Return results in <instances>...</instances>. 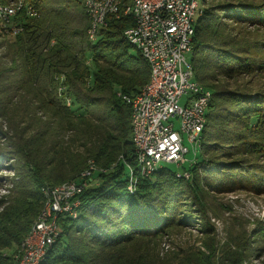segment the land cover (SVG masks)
<instances>
[{"label":"trees","instance_id":"trees-1","mask_svg":"<svg viewBox=\"0 0 264 264\" xmlns=\"http://www.w3.org/2000/svg\"><path fill=\"white\" fill-rule=\"evenodd\" d=\"M25 1L39 16L14 17L21 27L14 38L0 20V34L7 35L0 43L6 48L0 54V170L10 167L16 178L0 198V264H17L45 204L42 188L88 171L77 217L60 216L61 234L40 264H245L242 249L216 259L207 245L208 252L161 246L170 230L192 224L188 211L207 213L212 192L237 181L264 188V162L246 159L264 154V93L221 84L264 69L251 55L254 44L237 41L230 26H264V1L201 0L189 61L212 99L188 179L167 166L149 176L138 172L127 98L142 91L151 70L125 38L131 15H108L91 41L80 0Z\"/></svg>","mask_w":264,"mask_h":264},{"label":"built area","instance_id":"built-area-1","mask_svg":"<svg viewBox=\"0 0 264 264\" xmlns=\"http://www.w3.org/2000/svg\"><path fill=\"white\" fill-rule=\"evenodd\" d=\"M88 15V36L95 41L106 18L131 15L134 25L125 30L128 43L150 66V79L140 93L127 98L132 106V140L138 172L149 176L165 164L183 168L186 155L200 146L207 123L211 91L195 80L189 61L192 40L202 13L198 0H80ZM37 17V9L25 0L0 2V20L6 32L16 35L21 27L12 20L19 13ZM67 104L70 105L69 100ZM129 189L134 192L137 178L131 170ZM90 171L80 180L42 188L44 207L16 255L17 264H40L56 242L62 228L60 216L77 217V197L89 185Z\"/></svg>","mask_w":264,"mask_h":264},{"label":"rangeland","instance_id":"rangeland-1","mask_svg":"<svg viewBox=\"0 0 264 264\" xmlns=\"http://www.w3.org/2000/svg\"><path fill=\"white\" fill-rule=\"evenodd\" d=\"M198 1L201 7L205 6L201 0ZM218 1L221 0H209V4ZM226 1L237 2L239 0ZM249 1L263 2L264 0ZM230 26H232L231 34L236 35L237 41L242 40L248 45H255L251 48V55L260 61V65L264 64V26L235 24L233 27L232 23ZM6 36L0 34V43H3ZM14 36L10 35V38H14ZM135 50L134 47L131 48L132 53H135ZM5 51V47L0 49V54L4 55ZM4 62L7 67L10 66L6 60ZM221 84L252 93H264V69H258L233 79H223ZM199 154L200 146L194 151L192 149L186 155L183 168L179 169L181 173L179 177L188 179L192 176L190 167L198 160ZM235 157L239 159L244 155ZM247 157L248 161L264 162V154L261 153L247 155ZM227 160L226 158L225 161ZM7 165L5 164V166ZM165 166L173 170L176 169L174 164H165ZM12 181H16V178L11 168H1L0 198L8 194ZM243 183L253 186V183L248 181ZM254 183L256 185L249 188L237 181L232 183L230 189H223V192H212L207 201V213L204 215L197 210L188 211L186 215L191 217L192 214L194 217L191 219L192 224L170 230L164 240L165 243L161 246L163 251L196 248L208 252L207 247H209L214 249L215 258L218 259L219 256L224 258L226 252H228V257L230 252L242 249L243 255L246 256L245 264H264V188H259L261 185L257 182Z\"/></svg>","mask_w":264,"mask_h":264}]
</instances>
